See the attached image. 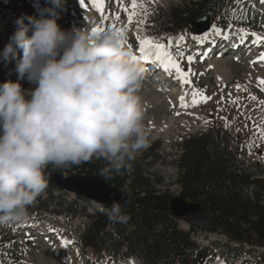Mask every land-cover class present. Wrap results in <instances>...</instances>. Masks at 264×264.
I'll return each instance as SVG.
<instances>
[{"label":"rangeland","instance_id":"1","mask_svg":"<svg viewBox=\"0 0 264 264\" xmlns=\"http://www.w3.org/2000/svg\"><path fill=\"white\" fill-rule=\"evenodd\" d=\"M178 1L152 0L148 3L138 0V4L143 2V7L135 10L137 15L129 24V13L124 8L132 11L131 0H123V5L117 0H106V19L88 10V7L84 10L76 7L75 0H66L65 9L57 20L65 31L82 27L103 31L108 28L124 29L123 44L134 55H137L139 47L137 37L154 38L165 44L169 38L172 40L168 51L186 71L191 83L178 85L174 70L162 71L163 66L159 64L157 73L160 72V75L156 76L149 62L142 63L146 72L138 94L145 107L149 144L135 156L140 169L152 173L153 177L156 175L155 180L161 179L162 184L158 187L167 189L172 195H180L181 190L176 183L180 142L198 131L221 129L231 139L233 149L239 152L238 160L243 162V167L264 175V140L260 138L264 129V104L260 103L264 101V91H261L264 85L258 83V78L264 79V61L253 63L257 61L253 58L258 53H264V42L251 43L254 37L250 41L251 33L264 36V0H237L236 8L230 13V28L220 30V35L213 28L209 37L201 40L187 30L175 33L164 31L152 23L149 15H145V9L151 14L157 8L175 5ZM50 7L48 0H0V51L9 42L18 18H40L47 15L44 10ZM117 16L120 18L117 19ZM141 20L146 22L140 24ZM25 23H28L27 19ZM240 29H244L247 35L242 34ZM181 36L183 40L179 39ZM206 52L208 55H205ZM22 55L21 50L18 59ZM188 56L193 59L188 61ZM16 69V60L0 61V84L19 80L25 90L34 89L36 85L26 78L20 79ZM237 85L241 86L239 90ZM194 91L202 94L196 96L197 100L202 101L203 97L210 99L193 105ZM182 92L189 105L186 108H181L177 100ZM252 96L256 99H251ZM62 197L65 200L74 199L71 193H63ZM76 205L84 207L86 212L102 208L92 200L78 199ZM80 223L81 218L32 213L25 223L0 226V264H114L106 256L95 260L91 248H82L75 242L76 228L80 227ZM179 226L186 229L188 224L179 222ZM194 238L210 246L212 254L206 264H258L257 254L264 252L257 247L256 254L251 249L241 253L233 248L228 250V246L234 245L219 234L195 232ZM132 261L123 264H133Z\"/></svg>","mask_w":264,"mask_h":264},{"label":"clouds","instance_id":"2","mask_svg":"<svg viewBox=\"0 0 264 264\" xmlns=\"http://www.w3.org/2000/svg\"><path fill=\"white\" fill-rule=\"evenodd\" d=\"M48 2L47 15L15 21L0 51V61L16 60L19 78L36 85L0 84V226L29 220V208L48 187L49 166L64 170L104 159L106 175L127 167L149 144L140 58L116 29L63 30L57 20L66 0ZM108 215L128 219L115 201Z\"/></svg>","mask_w":264,"mask_h":264},{"label":"trees","instance_id":"3","mask_svg":"<svg viewBox=\"0 0 264 264\" xmlns=\"http://www.w3.org/2000/svg\"><path fill=\"white\" fill-rule=\"evenodd\" d=\"M236 2L179 0L175 5L151 11L149 16L158 28L175 33L189 29L194 19L210 11L211 24L223 29L231 23L230 13ZM214 130L198 131L183 138L176 158L180 195L209 210L208 224H190L188 229H182L169 208L173 195L159 188L162 180H155L156 175L140 169L135 158L119 172L106 175L101 170L108 167V162L95 158L64 170H53L52 166L46 170V174H95L124 189L129 195L128 202L121 206V214L128 217L126 222L110 219L111 206L86 212L76 205L78 199L85 200L83 197L76 195L65 200L64 192L49 179L47 189L29 213L81 218L75 233L77 244L91 248L95 260L106 256L116 264L131 258L138 264H206L212 251L195 240L193 234L197 230L220 234L243 245H259L258 232L264 229V175L243 167L227 133Z\"/></svg>","mask_w":264,"mask_h":264},{"label":"water","instance_id":"4","mask_svg":"<svg viewBox=\"0 0 264 264\" xmlns=\"http://www.w3.org/2000/svg\"><path fill=\"white\" fill-rule=\"evenodd\" d=\"M210 24V11H207L191 22L190 31L193 35H201L210 30ZM46 175L57 188L93 200L101 206H112L114 201L122 206L129 200V195L124 189L108 184L95 174L68 175L64 171H59ZM169 208L175 218L188 224L205 225L211 221L208 209L201 203L187 200L181 195L171 197ZM258 237L260 243L264 245V229L258 232Z\"/></svg>","mask_w":264,"mask_h":264},{"label":"snow or ice","instance_id":"5","mask_svg":"<svg viewBox=\"0 0 264 264\" xmlns=\"http://www.w3.org/2000/svg\"><path fill=\"white\" fill-rule=\"evenodd\" d=\"M117 2L120 3L121 5H123V0H117ZM146 2L151 3L152 0H146ZM80 3H81V6L88 5V6L94 7L96 9V11H98L104 19L107 18L106 16H104V13H105L104 5L106 3V0H80ZM138 7H143V2L138 4V0H131L132 11L129 12L128 8H124V11L129 13L128 17H127L129 24H131L134 21L136 15H137V12L135 10ZM149 14L150 13H149L148 9H145V15H149ZM116 18L119 19L120 17L117 16ZM145 22H146L145 20L139 21L140 24H143ZM213 30L216 31V33L218 35L221 34V32L218 29L214 28ZM117 31L120 33H123L124 29H117ZM239 31L242 34L247 35V33L244 29H240ZM102 32H103V29H100V28H93L92 29V33L94 35H99ZM251 36L255 38L253 41L254 43L264 42V36H261L257 33H251ZM137 39L139 40V51L141 53H143V59L146 62H151V63L159 62V64L162 65L166 71L172 72L174 70L175 75H176V79L179 80L182 85H187V84L191 83V81L187 78L186 71L180 66V63L174 58L173 54L168 51V49L171 48L172 43H173L170 38H169V41L167 44L156 42L154 38L146 37V38L141 39V38L137 37ZM179 39L183 40L184 37L181 36ZM123 43H124V41H122V44ZM192 59H193V57H191V56L187 57L188 61H191ZM258 60L264 61V54H261V56L258 58ZM257 62L258 61H253V63H257ZM258 83L260 85H264V79L258 78ZM240 87H241L240 85H237L238 90L240 89ZM261 91H264V87L261 88ZM192 95H193V100H192L193 105L200 103V102H206L208 99H210V97H203L202 101L197 100L196 96L202 95L199 91H194ZM250 98L253 100L256 99L255 96H252ZM179 102H180L181 108H186L189 106L186 103L185 96H183V95L179 97ZM170 103H171V101H170ZM233 103H235V101H233ZM260 103L264 104V101H260ZM179 114L180 113H176V115H179ZM206 123H208V122L206 121ZM237 131H239V129H237ZM260 138L262 140H264V129L261 130ZM262 158H264V157H262ZM65 243L67 244L70 242L65 241Z\"/></svg>","mask_w":264,"mask_h":264},{"label":"bare ground","instance_id":"6","mask_svg":"<svg viewBox=\"0 0 264 264\" xmlns=\"http://www.w3.org/2000/svg\"><path fill=\"white\" fill-rule=\"evenodd\" d=\"M75 1H77V0H75ZM78 5L76 4V7H77ZM84 7H88V10H90V11H92V12H96L98 15H100V17H101V14L98 12V11H96V9L94 8V7H91V6H88V5H85ZM79 14V13H78ZM82 14V13H81ZM80 14V15H81ZM86 15V14H85ZM79 17V16H78ZM82 17V16H81ZM85 17V16H84ZM89 17V16H88ZM87 18V17H86ZM95 22V21H94ZM98 25V24H97ZM92 30V29H91ZM209 35H210V32H206V33H204L203 35H200V36H197V38H198V40H201V39H203L204 37H209ZM261 36H263V35H261ZM155 41L156 42H159V43H162L160 40H157V39H155ZM200 42V41H199ZM203 42V41H202ZM264 44V43H263ZM195 46V45H194ZM198 46V45H197ZM169 50V49H168ZM170 52V51H169ZM171 53V52H170ZM262 54V53H261ZM216 63V62H215ZM152 64V63H151ZM154 64V66H156L157 68H158V66L155 64V63H153ZM154 73V72H153ZM156 74V76H158V75H160L159 73H155ZM180 82V81H179ZM177 83L178 85H181V82L180 83ZM182 90H183V88H182ZM183 95V92L181 93V94H179L178 95V101H179V97L180 96H182ZM185 99H186V96H185ZM25 228H27V227H25ZM63 246V245H62ZM54 263V262H53Z\"/></svg>","mask_w":264,"mask_h":264}]
</instances>
